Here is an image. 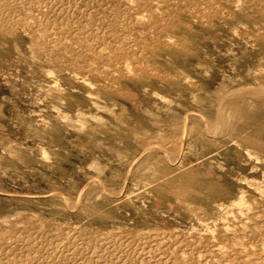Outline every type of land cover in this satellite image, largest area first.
Here are the masks:
<instances>
[{"label": "rangeland", "instance_id": "1", "mask_svg": "<svg viewBox=\"0 0 264 264\" xmlns=\"http://www.w3.org/2000/svg\"><path fill=\"white\" fill-rule=\"evenodd\" d=\"M261 89L264 0H0V264H264Z\"/></svg>", "mask_w": 264, "mask_h": 264}, {"label": "bare ground", "instance_id": "2", "mask_svg": "<svg viewBox=\"0 0 264 264\" xmlns=\"http://www.w3.org/2000/svg\"><path fill=\"white\" fill-rule=\"evenodd\" d=\"M58 1H59V0H58ZM171 1H172V0H171ZM39 3H40V2H39ZM44 3H45V2H44ZM44 3H43V4H44ZM74 3H75V2H74ZM172 3H173V2H172ZM43 4H42V5H43ZM52 4H53V3H52ZM45 8H46V7H45ZM49 8H50V7H49ZM73 9H74V8H73ZM154 9H155V8H154ZM53 10H55V9H53ZM163 11H164V10H163ZM213 12H214V11H213ZM64 14H65V13H64ZM71 14H72V12H71ZM172 14H174V13H172ZM179 14H180V13H179ZM201 14H202V13H201ZM65 15H66V14H65ZM63 16H64V15H63ZM96 17H97V16H96ZM137 17H139V16H137ZM86 18H87V17H86ZM110 18H111V17H110ZM153 18H154V17H153ZM160 18H161V17H160ZM208 18H209V17H208ZM15 20H16V19H15ZM66 20H67V19H66ZM135 20H138V19L135 18ZM199 20H200V19H199ZM37 21H38V20H37ZM87 21H88V20H87ZM146 21H147V20H146ZM135 22H137V21H135ZM140 22H141V21H140ZM22 23H23V22H22ZM98 23H99V22H98ZM173 26H174V25H173ZM150 27H151V26H150ZM34 28H35V27H34ZM32 29H33V28H32ZM33 31H34V30H33ZM49 31H50V30H49ZM103 32H104V31H103ZM237 35H238V34H237ZM52 36H53V35H52ZM94 37H95V35H94ZM51 39H52V38H51ZM50 41H51V40H50ZM164 43H165V41H164ZM126 45H127V44H126ZM131 47H132V46H131ZM164 47H165V46H164ZM68 48H69V47H68ZM165 48H166V47H165ZM51 49H52V48H51ZM141 49H142V48H141ZM184 50H185V49H184ZM76 51H77V50H76ZM185 51H186V50H185ZM49 52H50V50H49ZM128 55H129V54H128ZM130 57H131V56H130ZM128 65H129V64H128ZM125 67H126V65H125ZM131 68H132V67H131ZM128 73H130V72H128ZM136 73H137V72H136ZM137 74H138V73H137ZM168 75H169V74H168ZM166 78H167V77H166ZM262 88H263V86H262ZM256 89H257V88H256ZM251 90H253V89H251ZM262 90H264V89H261L260 92H261ZM253 91H254V90H253ZM258 91H259V90H258ZM263 92H264V91H262V93H263ZM118 93H119V92H118ZM248 93H249V92H248ZM248 93H246V91H245V94H248ZM251 93H252V91H251ZM256 93H257V92H256ZM262 93H260V94H262ZM241 94H242V93H241ZM254 94H255V93H254ZM258 94H259V93H257V96H258ZM263 94H264V93H263ZM255 95H256V94H255ZM240 96H241V95H240ZM249 96H254V95H249ZM249 96H248V97H249ZM262 96H263V95H262ZM243 97H244V96H242V98H243ZM245 97H247V95H245ZM254 97H256V96H254ZM263 97H264V96H263ZM228 98H229V97H228ZM251 98H252V97H251ZM225 99H227V98H225ZM253 99H254V98H253ZM253 99H252V100H253ZM257 99H258V98H257ZM259 99H260V98H259ZM263 99H264V98H263ZM238 100H239V99H238ZM236 101H237V100H236ZM256 101H257V100H256ZM258 101H259V100H258ZM260 101H261V99H260ZM263 101H264V100H263ZM227 102H228V100H227ZM239 102H240V101H239ZM223 103H224V102H223ZM225 103H226V100H225ZM234 104H235V103H233L232 105H234ZM227 105H228V104H227ZM232 105H231V106L229 105L230 108L233 107ZM222 106H224V105H222ZM234 106H236V105H234ZM243 107H245V106L243 105ZM221 108H222V107H221ZM228 109H229V107H228ZM234 109H235V108H233V109L231 108V110H234ZM239 109H240V108H239ZM241 109H242V108H241ZM243 110H244V109H243ZM241 111H242V110H241ZM245 111H246V110H245ZM220 112H221V111H220ZM223 112H224V111H223ZM236 112H237V111H236ZM237 113H238V112H237ZM244 113L246 114V112H244ZM244 113L241 112L240 115H242V114H244ZM222 114H223V113H222ZM249 115H250V114H248V116H249ZM251 115H252V114H251ZM243 116H244V115H243ZM245 116H247V115H245ZM191 117H193V116H191ZM223 117H224V116H223ZM241 117H242V116H240V118H241ZM225 118H226V117H225ZM238 118H239V115H238ZM240 118H239V119H240ZM246 118H247V117H246ZM251 118H252V117H251ZM253 118H254V117H253ZM257 119H258V118H257ZM251 120H252V119H251ZM240 121H241V119H240ZM243 121H244V119H243ZM252 121H253V120H252ZM203 122H204V121H203ZM247 122H248V120H247ZM245 123H246V121H245ZM219 124H221V123H219ZM227 124H228V122H227ZM246 124L248 125L249 123H246ZM260 124H262V123H260ZM260 124H259V125H260ZM207 125H208V124H207ZM217 125H218V124H217ZM225 125H226V124H225ZM263 125H264V124H263ZM220 126H222V125H220ZM239 126H240V124H239ZM242 126H243V125H242ZM257 126H258V125H257ZM216 127H217V126H216ZM232 127H233V126H232ZM245 127H248V126H245ZM249 127H250V126H249ZM261 127H262V126H261ZM181 128H182V127H181ZM224 129H225V128H224ZM233 129H234V128H233ZM236 129H237V128H236ZM263 129H264V128H263ZM212 130H213V129H212ZM216 130H217V129H216ZM238 130H239V129H238ZM238 130H237V131H238ZM259 130H260V129H259ZM217 131H218V130H217ZM231 131H232V130H231ZM244 131H245V130H244ZM244 131H243V132H244ZM212 132H213V131H212ZM218 132H220V131H218ZM225 132H227L226 129H225L224 133H225ZM243 132H242V133H243ZM216 133H217V132H216ZM224 133H223V134H224ZM261 134H262V133H261ZM220 135H221V134H220ZM218 136H219V135H218ZM218 136H217V137H218ZM256 136H257V135H256ZM214 137H215V136H214ZM220 137H221V136H220ZM257 137H258V136H257ZM259 137H260V136H259ZM259 137H258V138H259ZM182 138H183V137H182ZM185 138H186V137H185ZM260 139H261V138H260ZM183 140H184V139H183ZM256 140H257V138H256ZM179 141H180V140H179ZM179 141H178V142H179ZM247 141H248V140H247ZM260 141L263 142V140H260ZM180 142H181V141H180ZM257 142H258V141H257ZM173 144H174V143H173ZM180 144H181V143H180ZM170 145H171V144H170ZM175 145H177V144L175 143ZM177 146H178V145H177ZM179 146H180V145H179ZM254 146H255V145H254ZM259 146H260V145H259ZM161 147H162V146H161ZM180 147H181V146H180ZM158 148H160V147H158ZM255 148H256V147H255ZM257 148H258V147H257ZM154 149H155V148H154ZM146 150H147V149H146ZM149 150H150V149H149ZM161 150H163V149H161ZM178 150H179V148H178ZM259 150H260V149H259ZM151 151H152V149H151ZM164 152H165V151H164ZM180 153H181V152H180ZM149 154H150V153H149ZM174 154H175V153H174ZM169 155H171V154H169ZM172 155H173V153H172ZM167 158H168V156H167ZM170 158H171V156H170ZM173 158H175V157H173ZM176 159H177V158H176ZM173 161H174V160H173ZM131 168H132V167H131ZM254 168H255V167H254ZM169 173H170V172H169ZM134 175H135V174H134ZM199 177H200V176H199ZM189 178H191V177H189ZM197 178H198V177H197ZM198 179H199V178H198ZM199 180H200V179H199ZM199 180H198V181H199ZM203 185H205V184H203ZM242 199H243V198H242ZM246 199H247V198H246ZM240 201H241V200H240ZM251 201H252V200H251ZM242 203H245V202H244V201L240 202V204H242ZM75 204H77V203H75ZM240 204H239V205H240ZM245 204H246V203H245ZM243 206H244V205H243ZM243 206H242V207H243ZM237 208H238V207H237ZM239 208H240V207H239ZM245 208L247 209V207H245ZM242 209H243V208H242ZM245 211H246V210H245ZM225 212H226V211H225ZM236 213H237V212H236ZM256 214H257V213H256ZM256 214H255V215H256ZM231 217H233V216L231 215ZM222 221H223V220H222ZM13 224H14V223H13ZM239 227H240V225H239ZM38 228H39V227H38ZM251 228H252V227H251ZM75 229H76V228H75ZM253 230H254V229H253ZM50 231H51V230H50ZM31 232H32V231H31ZM35 232H36V231H35ZM238 232H239V231H238ZM36 233H37V232H36ZM64 233H65V232H64ZM242 234H243V233H242ZM17 235H18V234H17ZM26 235H27V234H26ZM147 236H148V235H147ZM15 237H16V236H15ZM174 237H175V236H174ZM33 238H34V237H33ZM53 238H54V237H53ZM62 238H63V237H62ZM100 238H101V237H100ZM207 238H208V237H207ZM256 238H257V237H256ZM27 239H28V238H27ZM44 239H45V238H44ZM66 239H67V238H66ZM66 239H65V240H66ZM49 240H50V239H49ZM87 241H88V240H87ZM255 241H256V240H255ZM29 242H30V241H29ZM253 242H254V241H253ZM16 243H17V242H16ZM61 243H62V242H61ZM44 244H45V243H44ZM56 244H57V243H56ZM81 244H82V242H81ZM157 244H158V243H157ZM60 245H62V244H60ZM137 245H138V244H137ZM216 245H217V244H216ZM12 246H13V245H12ZM54 246H55V245H54ZM56 246H57V245H56ZM65 246H66V244H65ZM65 246H64V247H65ZM76 246H77V245H76ZM158 246H159V245H158ZM85 247H86V246H85ZM220 247H221V246H220ZM242 247H243V246H242ZM66 249H67V248H66ZM207 249H208V248H207ZM209 249H210V248H209ZM25 250H26V248H25ZM60 250H61V249H60ZM145 250H146V249H145ZM171 250H172V249H171ZM261 250H262V249H261ZM192 251H193V250H192ZM201 251H202V250H201ZM18 252H20V251H18ZM54 252H55V251H54ZM69 252H70V251H69ZM133 252H134V251H133ZM250 252H251V251H250ZM43 253H44V252H43ZM57 253H58V252H57ZM91 253H92V252H91ZM138 253H139V252H138ZM180 253H181V252H180ZM205 253H206V252H205ZM86 254H87V253H86ZM89 254H90V253H89ZM210 254H211V252H210ZM258 254H259V253H258ZM263 254H264V253H263ZM225 255H226V254H225ZM31 256H32V255H31ZM137 256H138V255H137ZM179 256H180V255H179ZM182 256H183V255H182ZM214 256H215V255H214ZM214 256H212V257H214ZM261 256H262V255H261ZM261 256H260V257H261ZM12 257H13V256H12ZM87 257H88V256H87ZM87 257H86V258H87ZM90 257H91V256H90ZM183 257H184V256H183ZM24 258H25V257H24ZM221 258H222V257H221ZM221 258H220V259H221ZM223 258H224V257H223ZM39 259H40V258H39ZM64 259H65V257H64ZM231 259H232V258H231ZM24 260H25V259H24ZM147 260H148V259H147ZM218 260H219V259H218ZM222 260H223V259H222ZM222 260H221V261H222ZM240 260H241V259H240ZM6 261H7V260H6ZM207 261H208V260H207ZM214 261H216V260L214 259ZM62 262H63V261H62ZM81 262H82V261H81ZM211 262H212V261H211ZM24 263L26 264V262H24ZM135 263H136V262H135ZM218 263H219V261H218ZM221 263H225V262H221ZM208 264H209V262H208ZM214 264H215V263H214ZM228 264H229V263H228Z\"/></svg>", "mask_w": 264, "mask_h": 264}]
</instances>
